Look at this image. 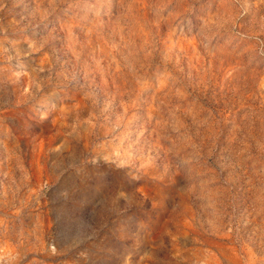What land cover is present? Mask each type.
Listing matches in <instances>:
<instances>
[{
    "label": "rangeland",
    "instance_id": "374dc122",
    "mask_svg": "<svg viewBox=\"0 0 264 264\" xmlns=\"http://www.w3.org/2000/svg\"><path fill=\"white\" fill-rule=\"evenodd\" d=\"M0 264H264V0H0Z\"/></svg>",
    "mask_w": 264,
    "mask_h": 264
}]
</instances>
